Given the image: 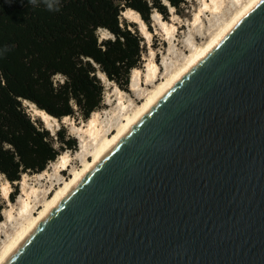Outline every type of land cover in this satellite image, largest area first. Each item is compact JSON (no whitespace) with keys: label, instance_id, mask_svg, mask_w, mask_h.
<instances>
[{"label":"water","instance_id":"1","mask_svg":"<svg viewBox=\"0 0 264 264\" xmlns=\"http://www.w3.org/2000/svg\"><path fill=\"white\" fill-rule=\"evenodd\" d=\"M0 264H264V0Z\"/></svg>","mask_w":264,"mask_h":264},{"label":"trees","instance_id":"2","mask_svg":"<svg viewBox=\"0 0 264 264\" xmlns=\"http://www.w3.org/2000/svg\"><path fill=\"white\" fill-rule=\"evenodd\" d=\"M188 0H0V173L11 183L43 171L76 139L62 125L54 133L32 118L25 101L60 119H87L99 109L104 73L119 87L141 67L146 42L137 24L121 18L127 8L150 24L154 11L177 13ZM109 35L100 37L98 30ZM18 187L9 193L11 200ZM4 201L0 197V219Z\"/></svg>","mask_w":264,"mask_h":264},{"label":"rangeland","instance_id":"3","mask_svg":"<svg viewBox=\"0 0 264 264\" xmlns=\"http://www.w3.org/2000/svg\"><path fill=\"white\" fill-rule=\"evenodd\" d=\"M247 0H220V8L213 9L211 0H188L182 5L181 12L177 13L174 8L169 7V15L164 17L161 13L150 18V24L142 19L145 27L142 28L139 22L121 15L127 21L137 24L139 32L146 42V51L143 53V62L136 77V86L131 88L119 87L114 81L106 76L100 77L103 84V99L99 109L93 111L89 118L97 120V127L100 132L96 140L89 136L85 129L88 127L89 118L82 119L73 116L67 118L51 119L46 124L40 116L34 113L30 102L25 101L27 110L32 118H39L43 125L54 133L60 126H64L67 133L76 139V147L64 149L61 153L67 156V165L59 166L58 156L49 162L44 172L39 175L35 173H23L19 180L11 183L0 173V197L4 201L2 219H0V254L5 246L17 235L21 226L31 219L54 194L59 186L63 185L74 170L80 169L94 154V147L103 139L111 136L117 130V126L125 121L126 115L131 114L140 105L161 80H164L170 73L181 66L196 46H202L229 20L242 3ZM140 16V15H139ZM166 23L167 30L163 23ZM100 37L109 33L105 29H99ZM157 65V72L152 80L146 78L149 64ZM99 73V72H98ZM122 106H125L122 109ZM34 107L36 105L34 104ZM81 132L78 133V129ZM60 153V154H61ZM26 181V183H23ZM18 187V193L13 200L9 193ZM3 187L9 190L8 195H3ZM26 205V211H23Z\"/></svg>","mask_w":264,"mask_h":264},{"label":"bare ground","instance_id":"4","mask_svg":"<svg viewBox=\"0 0 264 264\" xmlns=\"http://www.w3.org/2000/svg\"><path fill=\"white\" fill-rule=\"evenodd\" d=\"M239 3V0H235ZM258 0H247L242 3L241 6L236 10L233 16L225 21L219 29L209 38V40L203 44L202 46H196L192 49L189 56L186 58L184 63L179 66L174 72L170 73L164 80H161L157 84V86L152 89L145 100L133 110L131 114H127L125 121L121 122L120 125L117 126V130L112 132L111 136L106 137L98 145L94 147L95 151L91 160L86 161V163L77 170H74L72 175L65 179L63 185L59 186L52 194L49 196V199L44 204V206L39 210L37 214L29 219L26 225L21 226L18 230L16 237H14L1 251L0 254V263H2L21 243L22 241L30 234L36 224L47 214V212L78 182V180L100 159L108 149L117 141V139L132 125V123L140 116V114L161 94V92L173 81L175 80L181 73H183L188 67H190L195 61H197L203 54H205L213 45H215L218 40L235 24V22L243 16ZM213 9L220 8V0H211ZM172 10L173 7L169 6ZM122 15L130 18L136 22L141 24V27H145V23L142 21V18L139 16L138 12L132 8H127L122 11ZM153 15H159L156 11ZM164 29L167 30L166 23L163 21ZM139 72V68L135 67L131 70L129 84L131 88H135L136 86V77ZM157 72V65L155 63L149 64L147 67L146 78L148 80H152ZM101 77L105 78L104 73H98ZM28 102V101H27ZM29 103V102H28ZM34 113L41 117L44 122L49 123L51 119L56 120V117L49 114L43 109L34 107V103H29ZM125 106H122L124 109ZM68 115L63 116V118H67ZM100 128L97 127V120L95 118H89L88 127L85 129L89 136H92L94 140H96L97 135L100 132ZM81 132V128L78 129V133ZM58 164L59 166L65 167L67 165V156L63 153L58 155ZM44 172H36L35 174L41 175ZM26 183V181H23ZM3 189V195L6 196L9 193L5 187ZM26 205L23 211H26Z\"/></svg>","mask_w":264,"mask_h":264},{"label":"clouds","instance_id":"5","mask_svg":"<svg viewBox=\"0 0 264 264\" xmlns=\"http://www.w3.org/2000/svg\"><path fill=\"white\" fill-rule=\"evenodd\" d=\"M29 2L35 6L40 0H29ZM42 2L49 10H58L55 6L59 4V0H42Z\"/></svg>","mask_w":264,"mask_h":264}]
</instances>
